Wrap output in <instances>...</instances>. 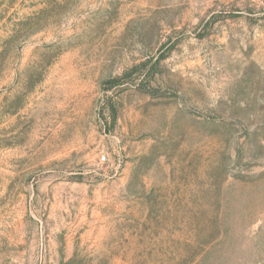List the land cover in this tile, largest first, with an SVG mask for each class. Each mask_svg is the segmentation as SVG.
I'll return each mask as SVG.
<instances>
[{
  "label": "rangeland",
  "instance_id": "rangeland-1",
  "mask_svg": "<svg viewBox=\"0 0 264 264\" xmlns=\"http://www.w3.org/2000/svg\"><path fill=\"white\" fill-rule=\"evenodd\" d=\"M0 264H264V0H0Z\"/></svg>",
  "mask_w": 264,
  "mask_h": 264
},
{
  "label": "built area",
  "instance_id": "built-area-1",
  "mask_svg": "<svg viewBox=\"0 0 264 264\" xmlns=\"http://www.w3.org/2000/svg\"><path fill=\"white\" fill-rule=\"evenodd\" d=\"M101 159H102L103 161H105V157H102Z\"/></svg>",
  "mask_w": 264,
  "mask_h": 264
}]
</instances>
